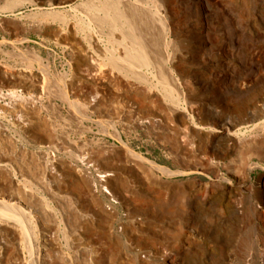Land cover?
<instances>
[{
	"label": "rangeland",
	"instance_id": "1",
	"mask_svg": "<svg viewBox=\"0 0 264 264\" xmlns=\"http://www.w3.org/2000/svg\"><path fill=\"white\" fill-rule=\"evenodd\" d=\"M105 1L139 22L143 79L111 62L129 41ZM0 71V160L10 164L1 191L19 201L22 222L0 226V264H94L99 255L108 264H264V0H0ZM41 77V89L30 85ZM198 115L237 133L195 128L211 140L191 138ZM120 142L193 171L147 176ZM203 143L213 162L197 155ZM110 159L124 182L115 206L100 194L114 221L69 185L88 180L80 166L97 174ZM14 176L19 187L8 185Z\"/></svg>",
	"mask_w": 264,
	"mask_h": 264
},
{
	"label": "bare ground",
	"instance_id": "2",
	"mask_svg": "<svg viewBox=\"0 0 264 264\" xmlns=\"http://www.w3.org/2000/svg\"><path fill=\"white\" fill-rule=\"evenodd\" d=\"M42 1V0H41ZM68 1V0H67ZM61 3V2H59ZM103 3V2H102ZM105 8L102 9L104 14L105 15H108V12L109 11H112L113 14H112V19L115 21V25H114V29L115 31L116 30H119L120 34L122 35V37H124L125 39H127L129 41V44H121V41L118 42L121 47H119V49L117 50L118 53L116 52V54H112L111 56V62L112 64H117L119 61L123 60L126 64V69L131 72L134 76V74L137 76V78L139 79H143V77L141 76V74L136 70V69H141V68H145L149 65V59L148 57L146 56L145 52H144V45L141 43L140 41V38L138 37V35L134 32V28H135V24H139V22L131 16H126L124 15L123 11L118 7V5L115 3V2H106L105 1ZM99 8V7H98ZM103 8V7H102ZM93 9V8H92ZM98 11V10H97ZM102 12V13H103ZM136 12V11H135ZM100 13V12H99ZM140 14V13H139ZM110 16V15H109ZM145 17V16H144ZM94 19L96 18H99V16L97 14H95L93 16ZM101 20V19H100ZM128 24V27H126ZM87 25V24H86ZM73 26V25H72ZM71 26V27H72ZM69 27V26H68ZM75 28V27H74ZM58 30V29H57ZM113 30V29H112ZM73 31V30H72ZM69 32V31H68ZM74 32H72L73 34ZM117 34V33H116ZM58 35V34H57ZM110 35V34H109ZM59 36V35H58ZM114 36V35H113ZM66 37V35H65ZM110 37V36H109ZM117 37V36H116ZM150 37V36H149ZM72 38V37H71ZM97 38V37H96ZM74 39V38H73ZM64 41L66 39H63ZM71 40V39H70ZM112 40V39H111ZM95 41V39H94ZM98 41V39H97ZM96 41V42H97ZM66 42V41H65ZM72 42V41H71ZM100 42V41H99ZM68 43V42H67ZM72 44V43H71ZM78 44V43H77ZM82 44V43H81ZM98 47L97 48H100V45L99 43H97ZM95 46V44H94ZM81 47V45H80ZM96 48V47H95ZM97 50V49H96ZM104 50V49H103ZM101 50V53L102 51ZM100 53V51H99ZM166 53V52H165ZM162 55V54H161ZM88 56V55H87ZM75 57V56H74ZM109 57V56H108ZM168 57V56H167ZM90 58V57H89ZM91 59V58H90ZM161 59V58H160ZM80 60V59H79ZM110 60V59H109ZM85 61V60H84ZM90 62V60H88ZM94 62V60H92ZM161 62V61H160ZM70 63V61H69ZM88 64V63H87ZM94 65V63H92ZM120 64V63H119ZM123 64V63H122ZM76 65V64H75ZM80 67V66H79ZM124 67V66H123ZM89 68H92V67H89ZM86 69V68H85ZM142 70V69H141ZM84 71V69H83ZM140 71V70H139ZM6 71H0V77L2 75V73H5ZM120 72V71H118ZM134 72V73H133ZM142 73V72H141ZM12 74V73H11ZM92 74H95V73H92ZM90 74V75H92ZM95 75H98L97 73ZM100 75V73H99ZM103 76L101 78H98V81L99 79L101 80L100 82L102 83V85L104 84H107V79H106V74H102ZM13 76V75H12ZM15 76H18V77H21L23 79H26V81L30 79L31 81V78L28 79V76L27 74H23V76H20V74H15ZM86 76V75H85ZM135 76V77H136ZM163 76V75H162ZM30 77V76H29ZM90 78V77H89ZM93 78V77H92ZM92 78L90 80H92ZM108 78V77H107ZM177 79V77H176ZM95 80V79H94ZM116 80V79H115ZM35 82L34 83H30L31 86H39L40 89L42 88V85H43V82H44V79L41 77V78H36L34 80ZM124 81V80H123ZM32 82V81H31ZM115 82V81H114ZM117 82V81H116ZM115 82V83H116ZM7 85L11 86H15L17 84L16 81H6ZM96 83V82H95ZM119 83V82H118ZM29 84V83H28ZM65 84V83H64ZM165 84V83H163ZM27 86L28 87H30ZM100 85V83H99ZM69 86V85H68ZM107 86V85H106ZM129 86V85H127ZM110 87V86H109ZM132 87V86H130ZM167 88V87H166ZM173 89V87H171ZM169 87V89H171ZM70 89V88H69ZM141 89V88H140ZM9 91H15L16 89L15 88H8ZM73 90V88H72ZM71 90V91H72ZM77 90V89H76ZM124 90V89H123ZM70 91V92H71ZM81 91V90H80ZM92 91V90H91ZM94 91V90H93ZM103 91V90H101ZM75 92V91H74ZM95 92V91H94ZM105 92V91H104ZM108 92V91H107ZM29 93V92H28ZM79 93V92H78ZM98 93V91H97ZM67 94V93H66ZM96 95V94H95ZM94 95V96H95ZM173 95V94H172ZM30 96V95H29ZM74 96V95H73ZM83 96V94H82ZM88 96V95H87ZM167 96V95H166ZM168 97V96H167ZM167 97H164V98H167ZM173 97V96H172ZM28 98V97H27ZM26 99V98H25ZM88 99V97L86 98ZM126 99V98H125ZM128 99V98H127ZM17 100V99H16ZM103 100V99H102ZM171 100V98H170ZM24 101V100H23ZM86 101V100H84ZM173 101V99H172ZM174 101H178L177 99H175ZM25 102V101H24ZM26 102H27V99H26ZM35 103V102H34ZM97 103V102H96ZM16 104V103H15ZM94 104V103H93ZM102 105V104H100ZM103 106V105H102ZM15 107V106H14ZM16 107L17 108H21L22 109V105L21 104H16ZM100 107V106H99ZM89 108V107H88ZM95 109V108H94ZM138 111V110H137ZM94 112H96V110H94ZM93 112V113H94ZM98 112V111H97ZM192 112V111H191ZM200 113H202V111H200ZM140 114V112H139ZM199 116V115H198ZM117 117V116H115ZM200 117V116H199ZM90 118V117H89ZM135 118L137 119V117L135 116ZM135 119V120H136ZM158 119V118H157ZM209 118H206V117H200V118H197L198 120V123L195 121V119L193 117H191V124H190V131H188V135L189 137L191 138H198V139H201L203 140V142H209L211 140V138H206V137H203V135H200L202 132L203 129H208V130H217V129H221L222 130V134L219 135L218 137L216 138H220V137H228L229 139V136H232L233 134H236L237 132H235L234 130L233 131H230V128L229 127H220L219 124L215 123V122H212V121H208ZM211 120V119H209ZM90 121V120H89ZM93 121V120H92ZM95 122L97 123H102L104 121V119H94ZM144 121V120H143ZM166 122V121H165ZM262 125L264 124V120L262 121ZM113 123V122H112ZM164 123V122H163ZM114 124V123H113ZM167 124V123H166ZM101 125V124H100ZM254 125H257V123H255ZM113 126V125H112ZM195 128H199L201 131H197L195 130ZM1 131V130H0ZM178 132V131H177ZM2 133V132H1ZM179 135V134H178ZM177 135V136H178ZM117 136V134H116ZM117 138V137H116ZM181 139V138H180ZM183 139V138H182ZM231 139V138H230ZM194 140V139H193ZM121 144V142H120ZM45 147H47V149L49 150V154L51 155V158H52V162L54 163L55 161L54 160H57V154L56 152L59 151V149L57 147H54L52 143H49L47 144ZM198 147V146H197ZM118 150H120V153H121V156L124 155L128 161L130 163H132V165L138 169H140L143 173H145L147 176H163V175H167V176H170L172 175L173 173H182V174H187V173H190L192 172L193 170H177L175 172H173L171 169H169L168 167H165V166H162L160 164H158L157 162L151 160L150 158H148L147 156H145L144 154H142L141 152H138L136 151L135 149H133L131 146H129L128 144L122 142V144L118 147ZM186 150V149H185ZM111 151V150H110ZM198 156H200V158L204 159L205 161L207 162H213L212 159H214L216 156L215 154L209 149L208 145L206 143H203L199 148H198ZM48 152V151H47ZM186 156V155H185ZM113 157V156H112ZM195 157V156H194ZM115 158V156L113 157ZM118 158V157H117ZM124 158V157H123ZM122 159V158H121ZM106 164V171H101L99 170V168H97L95 165L93 166V169L95 170V172L97 174H93L92 172H90V168L88 169H85L84 167H79L80 168V172L82 169H84L86 174H89V178L88 180H84L82 181V183H80V181H76L75 179H71L69 180V185H72L70 186L73 190H76V189H79L80 191L84 190V192L89 196L90 200L92 203H95V205L97 206V209H98V212H106V216L107 218L110 220V221H114V218L116 217V212L115 210L112 211L114 213H111V212H107L105 211V208L103 206V201L100 197V194L103 196L104 200H108V201H111V205H114L115 203L118 202V199L119 201L121 202V195L120 197L118 196L119 195V190L120 188H122L124 182L121 181V177L119 175V169H120V165L117 163V161H113L112 159H110L109 161L105 162ZM257 166H260L262 167L261 164H258L256 163ZM8 165L9 162H4L3 159L0 160V168L2 170H9L8 168ZM55 165V164H54ZM57 165V164H56ZM82 165H84L82 163ZM52 166V165H50ZM255 166V165H254ZM56 167V166H55ZM264 167V166H263ZM262 167V168H263ZM195 168V167H194ZM1 169H0V191L1 189L4 187V181H3V173L1 172ZM51 169H53V167H51ZM196 169V168H195ZM11 171V170H10ZM50 171V170H49ZM67 171V170H66ZM195 171V170H194ZM52 172V171H51ZM78 172V173H80ZM196 172V171H195ZM207 171H205L206 173ZM50 181H53L54 182V178L50 175ZM14 178V182H10L8 185H10L11 187H14V185H19V182L18 181H15V176L13 177ZM3 181V182H2ZM68 181V180H67ZM51 182L50 184L52 185ZM152 184V183H151ZM15 186V187H16ZM58 186V185H57ZM19 187V186H17ZM51 187V186H50ZM65 187V186H64ZM101 188L102 190L104 191H101ZM150 188V187H149ZM52 191V193H57L60 191V188L59 186L56 187L53 185V187L50 188ZM16 190V188H15ZM62 190H65V188H63ZM49 191V192H50ZM18 192V191H17ZM121 192V191H120ZM19 193L18 192V196H19ZM51 193V194H52ZM74 193V192H73ZM82 194V193H81ZM50 195V194H49ZM58 195V194H57ZM77 195V194H76ZM83 195V194H82ZM17 196V198H18ZM53 196V195H52ZM123 196V195H122ZM14 197V196H13ZM20 197V196H19ZM22 197V196H21ZM124 197V196H123ZM23 199V198H22ZM21 199V200H22ZM18 200V199H17ZM126 202V201H125ZM124 202V203H125ZM19 203V201H14V198L9 197V199H6L3 197L2 195V191L0 192V226L3 225L5 222H7L9 219H13L15 220L16 222H18L20 224V227L22 226V222H21V219L17 216V211H19L20 209H18V207H16V205ZM79 206V205H78ZM115 206V205H114ZM83 207V206H82ZM95 207V206H94ZM112 209V208H111ZM168 209V208H167ZM77 210V209H76ZM83 211V210H82ZM85 212V211H83ZM96 212V211H95ZM78 213V212H77ZM103 214V213H102ZM86 216V215H85ZM104 216V215H103ZM129 216V215H128ZM21 217V216H20ZM106 218V217H105ZM36 219V218H35ZM133 219V218H132ZM17 223V224H18ZM6 225V224H4ZM42 225V224H41ZM10 227V226H9ZM4 229H6L5 227H3ZM123 228V227H122ZM121 228V229H122ZM22 229V228H21ZM124 229H127V228H124ZM132 229V228H131ZM129 230V229H128ZM1 232V231H0ZM4 232V231H3ZM95 234V232H94ZM182 232L181 230L177 229L173 232L172 236L175 237L176 239H178L180 236H181ZM1 235V234H0ZM3 235V234H2ZM19 237V236H18ZM172 238V237H171ZM2 242L1 239H0V250H1V245H2ZM22 240H18L17 242V245H18V254L19 255V260H18V257L16 258L15 257V261L17 263H22V258H21V254H23L24 252V247L22 245ZM17 253V252H16ZM96 255V254H95ZM2 257H5V256H2ZM1 257V258H2ZM0 258V259H1ZM144 259V258H143ZM141 260V259H140ZM139 260V261H140ZM12 261V260H11ZM142 262V261H141ZM144 262V260H143ZM93 263L94 264H108L105 262L104 258L99 255L98 257H95L93 259ZM145 263H147L145 261ZM24 264V263H23ZM141 264V263H140Z\"/></svg>",
	"mask_w": 264,
	"mask_h": 264
},
{
	"label": "water",
	"instance_id": "3",
	"mask_svg": "<svg viewBox=\"0 0 264 264\" xmlns=\"http://www.w3.org/2000/svg\"><path fill=\"white\" fill-rule=\"evenodd\" d=\"M208 121H210V120H208Z\"/></svg>",
	"mask_w": 264,
	"mask_h": 264
}]
</instances>
